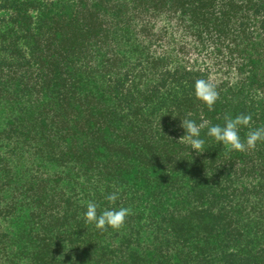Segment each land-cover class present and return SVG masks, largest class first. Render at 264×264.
Masks as SVG:
<instances>
[{
  "label": "trees",
  "instance_id": "16d2710c",
  "mask_svg": "<svg viewBox=\"0 0 264 264\" xmlns=\"http://www.w3.org/2000/svg\"><path fill=\"white\" fill-rule=\"evenodd\" d=\"M239 114L264 127V0H0V264H264V142L178 141Z\"/></svg>",
  "mask_w": 264,
  "mask_h": 264
},
{
  "label": "clouds",
  "instance_id": "9594fccd",
  "mask_svg": "<svg viewBox=\"0 0 264 264\" xmlns=\"http://www.w3.org/2000/svg\"><path fill=\"white\" fill-rule=\"evenodd\" d=\"M195 99L205 107L211 109L216 103L219 93L216 86L206 79L195 80L193 86ZM180 120V127L183 135L179 142L190 148V154L200 155L208 148L206 139L202 137L201 130L207 127L205 136L213 142L223 146L228 152H244L254 149L259 142H264V127L250 128L252 121L251 114H239L235 117L226 115L223 124H210L208 121L197 123L195 120L185 117ZM241 128H248L244 138L240 135ZM120 193L118 190L106 195L105 199L115 203ZM99 205L94 201L86 203V210L83 212V219L86 224H91L97 230L111 229L118 231L125 223L130 209L126 207H107L98 213Z\"/></svg>",
  "mask_w": 264,
  "mask_h": 264
}]
</instances>
